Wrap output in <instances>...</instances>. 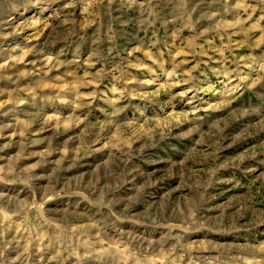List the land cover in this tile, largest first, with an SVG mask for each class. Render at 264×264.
Here are the masks:
<instances>
[{"label":"rangeland","instance_id":"obj_1","mask_svg":"<svg viewBox=\"0 0 264 264\" xmlns=\"http://www.w3.org/2000/svg\"><path fill=\"white\" fill-rule=\"evenodd\" d=\"M255 6L0 0V264H264Z\"/></svg>","mask_w":264,"mask_h":264},{"label":"crops","instance_id":"obj_2","mask_svg":"<svg viewBox=\"0 0 264 264\" xmlns=\"http://www.w3.org/2000/svg\"><path fill=\"white\" fill-rule=\"evenodd\" d=\"M231 21H233L230 23L231 26L218 28L215 33L216 40H223V42L229 40L234 46H242L246 44V40H248L247 43H250L251 40H264V6H255L250 8L248 12L243 13L233 12ZM240 22L244 26L247 25V27L238 28ZM260 60L264 62V53H261Z\"/></svg>","mask_w":264,"mask_h":264}]
</instances>
